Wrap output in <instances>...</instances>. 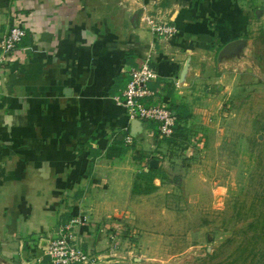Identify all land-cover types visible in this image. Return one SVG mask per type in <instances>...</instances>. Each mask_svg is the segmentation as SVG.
Returning a JSON list of instances; mask_svg holds the SVG:
<instances>
[{
  "label": "crops",
  "instance_id": "crops-1",
  "mask_svg": "<svg viewBox=\"0 0 264 264\" xmlns=\"http://www.w3.org/2000/svg\"><path fill=\"white\" fill-rule=\"evenodd\" d=\"M253 16L249 0H0V37L15 21L26 34L1 70L0 264H50L48 241L74 218L86 220L77 244L119 264L107 233L137 212L145 156L166 148L152 123L123 144L130 123L114 99L128 70L148 64L145 104L170 107L204 143L223 133L224 105L252 71L251 58L219 64L218 53L246 39ZM148 18L174 33L152 35Z\"/></svg>",
  "mask_w": 264,
  "mask_h": 264
},
{
  "label": "rangeland",
  "instance_id": "rangeland-1",
  "mask_svg": "<svg viewBox=\"0 0 264 264\" xmlns=\"http://www.w3.org/2000/svg\"><path fill=\"white\" fill-rule=\"evenodd\" d=\"M249 2L252 71L224 105L223 133L203 143L177 125L165 152L145 156L164 169L142 163L137 212L107 233L119 264H264V0Z\"/></svg>",
  "mask_w": 264,
  "mask_h": 264
},
{
  "label": "built area",
  "instance_id": "built-area-1",
  "mask_svg": "<svg viewBox=\"0 0 264 264\" xmlns=\"http://www.w3.org/2000/svg\"><path fill=\"white\" fill-rule=\"evenodd\" d=\"M146 26L152 35L165 38L174 33V28L161 21L148 18ZM24 27L15 21L9 30L0 37V80L1 70L7 61L19 53V48L25 37ZM128 83L120 97L114 99L117 106L126 110L129 123L137 120L142 123H152L156 125L158 135L161 138H171L174 134L177 116L168 106L147 105L145 100L153 96V92L148 88V84L156 78L155 71L148 65L140 68H130L127 72ZM133 137L126 135L123 144L130 146ZM85 218H74L62 226L60 234L56 238L48 241L45 247V255L50 264H99L101 258L97 255L87 253L83 250L74 237V228L85 223ZM118 234L110 236L105 250L110 254L116 247V237Z\"/></svg>",
  "mask_w": 264,
  "mask_h": 264
},
{
  "label": "water",
  "instance_id": "water-1",
  "mask_svg": "<svg viewBox=\"0 0 264 264\" xmlns=\"http://www.w3.org/2000/svg\"><path fill=\"white\" fill-rule=\"evenodd\" d=\"M248 47V40L247 39H239L232 41L226 44L218 53L217 56V63H221L223 60H231V59H245L246 57V49ZM129 134L133 138H136L137 134L142 132L143 124L140 121L134 120L131 121L130 124ZM159 166V161L156 159L150 160L148 164V168L151 170L157 169Z\"/></svg>",
  "mask_w": 264,
  "mask_h": 264
},
{
  "label": "trees",
  "instance_id": "trees-1",
  "mask_svg": "<svg viewBox=\"0 0 264 264\" xmlns=\"http://www.w3.org/2000/svg\"><path fill=\"white\" fill-rule=\"evenodd\" d=\"M151 83V82H150ZM149 83V84H150ZM148 84V85H149ZM155 90V89H154ZM155 93H156V96H155ZM154 93V98L152 99V102H160V97H162L163 95H165L163 92H160L156 89ZM168 94V93H167ZM153 97V96H152ZM157 105H159V103H157ZM176 113V112H175ZM176 116H177V113H176ZM177 125H179V117L177 116V121H176V126L174 128V136H172V139H174V137H176L179 133H180V128H177ZM179 132V133H177ZM177 134V135H176ZM176 135V136H175ZM149 171H152L151 169H149Z\"/></svg>",
  "mask_w": 264,
  "mask_h": 264
}]
</instances>
